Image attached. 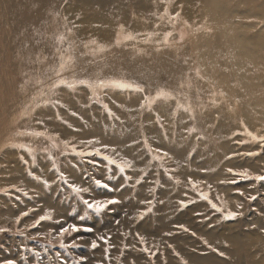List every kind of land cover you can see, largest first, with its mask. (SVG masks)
I'll list each match as a JSON object with an SVG mask.
<instances>
[{"label": "rangeland", "instance_id": "374dc122", "mask_svg": "<svg viewBox=\"0 0 264 264\" xmlns=\"http://www.w3.org/2000/svg\"><path fill=\"white\" fill-rule=\"evenodd\" d=\"M6 1L0 90L17 87L10 104L0 97V264H264V181L234 175H264V0L110 1L106 22L49 0L63 46L43 50L50 66L25 88ZM119 4L127 15H112ZM84 200L118 202L95 212ZM69 225L79 231L61 237Z\"/></svg>", "mask_w": 264, "mask_h": 264}, {"label": "bare ground", "instance_id": "6f19581e", "mask_svg": "<svg viewBox=\"0 0 264 264\" xmlns=\"http://www.w3.org/2000/svg\"><path fill=\"white\" fill-rule=\"evenodd\" d=\"M8 1V0H7ZM6 1V2H7ZM13 1V0H12ZM49 0H15V2L12 4V12L11 14H13V20L15 22H17V28L22 30V37L20 38V43H19V55L18 58H16V63L17 61L19 63H22L23 64V68H22V71H20L21 75L23 76V78H21V85H20V88H25L27 87L26 85L29 86V84H32L31 86L33 87V84L35 85V83H33L32 79L30 78L31 76L35 79L36 76L38 75H41L40 74V70H41V67L44 66V64L46 63H49L48 59L49 58H46L44 55H43V50L46 49L48 53H51L52 56H53V51L52 49H55V45H57L59 48H61L63 45L61 44V42H59L57 40V34L53 33V29L54 27L50 24V22L52 21V18H53V10L50 9L49 11H43L42 9V4H44L45 2H48ZM52 3H57V4H54L55 6H60V4L62 3L61 0H51ZM110 1H114L112 3V5L114 3L118 4L119 1L118 0H79L78 3H74V2H69V4L66 6V5H63L62 8L64 9V11L66 13L68 12H72L74 10H78L79 13L77 14V16L81 15L82 13H86V14H93L95 12L101 14V19L100 21L102 22H106V16H108V12L106 11V8L104 7L105 4H107L108 2ZM61 2V3H60ZM9 3H11V0L9 1ZM50 3V2H48ZM51 4V6H49L48 8H52L53 7V4ZM59 3V4H58ZM98 3H101V5L99 6ZM11 5V4H9ZM8 5V6H9ZM150 6V5H149ZM5 7V5L3 6ZM6 8V7H5ZM9 9V8H8ZM11 9V8H10ZM9 9V10H10ZM118 9L122 10L124 14H126V12L128 13V11H126V9H124L121 4L118 5V7H113V9L110 11L112 13V15H116V13H118ZM58 10H60V7L58 8ZM7 11V10H6ZM82 13H81V12ZM10 12V11H9ZM84 15V14H83ZM127 15V14H126ZM37 16V17H35ZM7 17V16H6ZM9 19V18H8ZM11 20V19H10ZM8 21V20H7ZM14 28V27H13ZM12 28V29H13ZM68 28L70 29V33H63L64 35H67L69 34L70 35V39L66 41V43L68 45H66V51L68 53H74L73 49L72 48H68L70 45H72V43L75 41L76 38H80V34H79V29L77 27V25L74 23V20H71L70 21V26H68ZM58 31L61 32V29H57ZM11 31V30H10ZM9 32V31H8ZM13 33V32H11ZM10 33V35H11ZM73 34V35H72ZM13 36V35H12ZM76 36V37H74ZM68 38V37H66ZM5 39V37H4ZM56 39V41L53 42V40ZM77 40V39H76ZM5 41V40H4ZM89 41V40H87ZM6 42V41H5ZM117 45V44H116ZM83 47V49H85L86 51L88 52H98L99 49V46H92L91 45H88V44H85L83 43L81 45ZM118 47H120L119 45H117ZM10 47V46H9ZM8 47V48H9ZM12 47V46H11ZM57 47V48H58ZM4 48V47H3ZM6 48V47H5ZM65 51V52H66ZM94 53H92L94 55ZM3 54V52H2ZM5 54V53H4ZM3 54V55H4ZM12 54V52H11ZM10 54V55H11ZM59 54V52H58ZM55 55V54H54ZM65 55H68V54H65ZM70 55V54H69ZM74 55V54H73ZM97 55V54H95ZM14 56V55H13ZM75 56V55H74ZM2 57V55H1ZM5 57V56H4ZM3 57V58H4ZM11 57V56H10ZM9 57V58H10ZM55 57V56H54ZM70 57V56H69ZM72 57V56H71ZM13 58V57H12ZM56 58V57H55ZM67 58V56H66ZM74 58V57H73ZM6 59V58H5ZM53 59V57H52ZM57 59V58H56ZM69 59V58H68ZM7 60V59H6ZM55 60V59H54ZM54 60L53 62H50V63H53V65L55 64L54 63ZM62 60V59H61ZM71 60V58H70ZM123 60L129 65L130 62L132 61V56L130 57H124ZM9 61V60H8ZM58 61V60H57ZM63 61H66V60H63ZM73 61V60H72ZM71 61V62H72ZM7 62V61H6ZM10 62V61H9ZM13 63V62H11ZM58 63V62H57ZM10 65V64H9ZM12 65H16V64H12ZM17 66V65H16ZM47 66H50V64ZM46 66V67H47ZM10 67V66H9ZM64 67V66H63ZM40 68V69H39ZM45 68V66H44ZM49 68V67H48ZM52 68V67H51ZM54 68V67H53ZM50 69V68H49ZM44 70V69H43ZM46 70V69H45ZM55 69H53L54 71ZM14 71V70H12ZM19 71V70H18ZM42 71V70H41ZM48 71V70H47ZM51 71V70H50ZM17 72V71H16ZM50 73V72H49ZM45 74V73H43ZM52 74V73H51ZM14 75V73H13ZM46 75V74H45ZM16 76V75H15ZM20 76V75H19ZM78 76V75H77ZM49 77V76H48ZM27 78V80H26ZM43 78V77H42ZM42 78H40L42 80ZM24 79V80H23ZM2 80H5V79H2ZM18 80V79H17ZM29 80V81H28ZM47 80V79H46ZM45 80V81H46ZM50 80V79H49ZM36 81V80H35ZM2 82V81H1ZM44 82V81H43ZM4 83V82H2ZM9 84V82H7ZM37 83H38V80H37ZM39 84V83H38ZM2 86V85H1ZM8 85L6 84V87ZM10 88L8 89L7 91V95L4 94V93H1V90H0V97L4 99L5 101V104L8 103L9 101L11 102L12 101V96L11 95H14L12 94L13 91L16 90V87L17 85L14 83L12 85H9ZM37 86V85H36ZM48 86V85H47ZM46 86V87H47ZM182 86V85H181ZM19 87V85H18ZM38 87V86H37ZM44 88V87H43ZM35 89V88H34ZM6 90V89H5ZM28 90H31L28 89ZM27 90V91H28ZM64 90V91H63ZM61 91H63V96H64V99L66 98H69L70 99V96H69V92L68 91H65V89H61ZM182 91V89H181ZM180 91V93H181ZM183 91H185V89L183 88ZM4 92V91H3ZM34 92V91H33ZM38 92V91H36ZM174 92L175 93H179L178 91V86L175 87L174 89ZM29 93V92H28ZM47 93V92H46ZM46 93H44L46 95ZM195 93H196V90H195ZM44 95V96H45ZM56 95V94H55ZM18 96V95H17ZM15 96V97H17ZM43 96V97H44ZM50 96V95H49ZM53 96V95H52ZM192 96L190 95V98ZM178 99H182L180 96L177 97ZM193 98H196V95L194 96L193 95ZM48 99V98H47ZM14 100V99H13ZM31 100V99H30ZM33 101V100H32ZM1 102V101H0ZM9 102V104H10ZM17 102V101H16ZM36 102V101H35ZM199 102V101H198ZM30 103V102H28ZM34 103V102H33ZM14 104V101L13 103ZM17 104V103H16ZM19 104V103H18ZM17 104V105H18ZM199 104V103H198ZM201 104V102H200ZM7 105V104H6ZM33 105V104H32ZM2 106V105H1ZM12 106V105H11ZM28 106V105H27ZM26 106V107H27ZM22 107V106H20ZM24 107V105H23ZM22 107V108H23ZM1 108V107H0ZM3 109V107H2ZM0 109V110H2ZM5 109V108H4ZM8 109V107L6 108ZM5 109V110H6ZM18 109V108H17ZM10 110V109H9ZM8 111V110H7ZM17 111V110H16ZM1 112H4V111H1ZM9 112V111H8ZM21 113V112H20ZM14 115V114H13ZM17 115V114H16ZM19 115V114H18ZM18 115L16 117H18ZM1 116V114H0ZM8 116V115H6ZM7 118V117H6ZM10 119V117H9ZM2 120V119H1ZM0 120V121H1ZM6 120V119H5ZM3 121V120H2ZM2 123V122H1ZM4 124V123H3ZM2 128V126H1ZM3 130V129H2ZM121 148V147H120Z\"/></svg>", "mask_w": 264, "mask_h": 264}, {"label": "snow or ice", "instance_id": "6c2138e0", "mask_svg": "<svg viewBox=\"0 0 264 264\" xmlns=\"http://www.w3.org/2000/svg\"><path fill=\"white\" fill-rule=\"evenodd\" d=\"M176 15H179V13H177ZM168 36H171V32L167 33ZM127 39H133V37H131L130 35L127 37ZM167 42V41H165ZM93 43H95V41H93ZM103 50V49H101ZM60 83H67L66 81H60ZM79 83L81 84H88L87 81H80ZM114 86L116 87H119V88H122V89H133V90H136V91H140V92H143L144 89L139 87L138 85H134V84H131V83H125V82H119V81H112L111 82ZM89 87H91V85H88ZM101 86H104V82L101 81ZM68 87H74V85L72 84H68ZM141 107H144V105L142 104ZM192 131H194V129H192ZM42 134V133H41ZM39 135V134H38ZM249 135H251V133H249ZM260 139L264 140V137H261ZM155 151L159 152L160 150L159 149H156ZM168 153L167 152H164L163 153V156H167ZM105 159L109 160V163L111 164H116V161L115 160H112L110 159L109 157H104ZM162 157L161 156H156L155 159H161ZM127 164V162H125V164H120V165H117L119 167V170L121 172H124L125 171V165ZM130 167V165H128ZM229 172H233L232 169H229L228 170ZM234 175H240V176H244V177H247V178H254L255 180L257 181H264V175H257L255 177H248V172L247 171H244V172H241V173H234ZM96 184L98 185H101L102 184V181L100 180H96L95 181ZM235 182V181H233ZM189 183H193L191 181V179H189ZM104 187H107V185H103ZM193 186L195 187V184H193ZM70 187H72L73 191L74 192H81V191H86V189H81L79 187H77L76 185H70ZM204 199H207V196H204ZM85 205H87V207L89 209H92L94 210L95 212H101L103 211L105 208H107L110 204H115L117 203L118 201L116 200H107V201H100V200H96V201H93V202H89L88 200H84L83 201ZM148 203H151L150 201ZM183 203V202H181ZM213 208L216 207L215 204L212 205ZM217 211H220V209H217ZM24 215H27V213H24ZM237 214L235 212H229L227 214V217L228 218H234ZM49 217L48 216H41L37 221H36V224H39L40 221L42 220H45V219H48ZM35 226V225H34ZM180 227H183L182 225ZM69 229H71V231L75 232V231H79V228L76 226V225H69L68 227H65V228H62L59 235L62 237L65 233H68L69 232ZM0 231H6V229H3V228H0ZM185 231H187V229H185ZM101 240H103L105 243H107V240H105L104 237H100ZM140 240L141 242L143 243V237H140ZM207 243V242H205ZM61 246H64L63 245V242H61ZM91 246L93 248H96L98 245H97V241L96 240H93L91 242ZM145 251H148L147 249H145ZM6 264H14L13 261L9 260V261H6Z\"/></svg>", "mask_w": 264, "mask_h": 264}]
</instances>
